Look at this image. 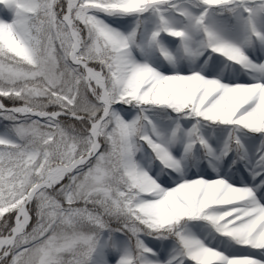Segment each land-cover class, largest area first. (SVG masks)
<instances>
[{"label": "snow or ice", "instance_id": "6c2138e0", "mask_svg": "<svg viewBox=\"0 0 264 264\" xmlns=\"http://www.w3.org/2000/svg\"><path fill=\"white\" fill-rule=\"evenodd\" d=\"M0 264H264V0H0Z\"/></svg>", "mask_w": 264, "mask_h": 264}]
</instances>
